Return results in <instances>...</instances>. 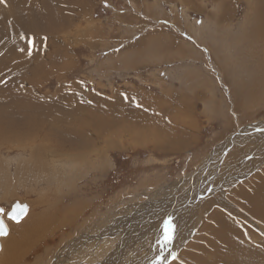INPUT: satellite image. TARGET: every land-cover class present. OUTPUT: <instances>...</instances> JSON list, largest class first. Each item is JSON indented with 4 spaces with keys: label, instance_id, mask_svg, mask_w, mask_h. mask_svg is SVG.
<instances>
[{
    "label": "rangeland",
    "instance_id": "obj_1",
    "mask_svg": "<svg viewBox=\"0 0 264 264\" xmlns=\"http://www.w3.org/2000/svg\"><path fill=\"white\" fill-rule=\"evenodd\" d=\"M19 3L15 11L19 16H27V27L22 23L25 30L16 25L9 0H0V119L6 121L0 127L9 130V117L26 120L25 123L34 121L40 131L44 130L41 134H46L42 142L49 140L51 148L59 142L62 130L57 128H65V135L71 134L79 129L80 123L85 128L81 131V138H90L89 133L92 132L99 135V146L106 144L111 148L114 145V148L109 153L103 152V158L92 159L95 170H91L89 163V167L81 163L79 171L74 174L58 163L59 166L55 165L49 171L36 169L33 174L31 160L27 165L23 163L29 158L28 153L35 143L30 148L29 145L21 147V144L2 140L0 206L5 209L4 218L10 231L9 235L1 238L0 264L5 259V242L15 235L16 229L22 233V228L34 226L38 218L49 220L52 213L47 232L34 238L33 243L18 246L22 257L16 264H187L183 250L189 251L198 244V239L209 238L211 233L205 230L208 218L204 210L191 223L184 225V234L179 230L172 221L173 214L168 212H174L178 197L180 202L184 191L193 183L196 185L200 178V181L205 179L206 186L215 185L213 192L227 195L225 201L230 203L227 206L239 208L230 193L240 181L246 180L247 183L252 175L256 177L264 169V164L248 170L240 168L239 181L234 180L229 187L222 188L224 172L234 168L237 160L258 161L260 155L253 156L252 151L264 150V134L261 137L259 131L257 134H245L261 122L263 125L260 127L264 128V41L261 38L264 37V0H21ZM22 3L29 4L31 15H28V10L27 13L19 12ZM223 10L232 15L222 20ZM67 14L75 17L70 28L64 23L68 19ZM47 48L54 51L56 60L49 61L44 57L42 62L45 63L39 64L36 59L40 53L46 54ZM14 60L16 66L13 67L17 69L13 71L10 62ZM37 65H41L40 68ZM13 92L15 98L11 96ZM62 93L63 103L54 102ZM116 98L126 100V106ZM27 99L33 105L27 101L26 105L24 100ZM135 100L138 102L136 114L145 126L149 119L157 116L161 122L169 123L177 109L186 107L184 112L194 118L186 129H193L195 138L188 132L181 140L175 141L173 149L170 146L178 135L165 147L155 148L151 142L144 145L132 143L134 133L129 128L140 125L129 120L128 111L133 109L131 106ZM143 110H151V113L141 112ZM46 113L50 117L45 116ZM101 117L109 118L112 123L104 121L106 130ZM57 119L65 122V126H52V121ZM181 125L176 127L180 133ZM30 129L37 130L33 126ZM171 130V125L166 127L163 136ZM229 134L231 139H237L235 150L234 142L233 146L231 143L222 146ZM64 137L61 142L72 140L69 136ZM186 137L188 144L185 139L182 141ZM180 143L184 145L180 146ZM66 144L59 148H73L70 142ZM218 147L222 148L224 157H228L225 162L231 161L230 154L235 151L236 161L234 159V164L224 171L211 159ZM55 148L53 146L51 150ZM52 159L47 157L46 162L52 163ZM200 168L202 175L197 177L194 173ZM234 174L231 172L230 175ZM209 186L203 189H208L207 194L212 191H209ZM47 197V204L40 201L36 205L32 203ZM15 201L29 204L28 213L19 222L6 217ZM189 207L194 206L183 205L184 209ZM213 208L212 213L223 215L220 202ZM161 211L163 215L151 222L152 216ZM169 225L173 238L166 242L164 237ZM260 225L264 230V225ZM127 242H134L132 248L126 245ZM131 251L137 253L136 258L142 259L137 260L133 256L126 261ZM142 252H146L145 256Z\"/></svg>",
    "mask_w": 264,
    "mask_h": 264
},
{
    "label": "bare ground",
    "instance_id": "obj_2",
    "mask_svg": "<svg viewBox=\"0 0 264 264\" xmlns=\"http://www.w3.org/2000/svg\"><path fill=\"white\" fill-rule=\"evenodd\" d=\"M23 1V0H22ZM54 1V0H53ZM21 2V0H9L10 5L13 6L12 9V16H15V23L18 27H23L22 23L25 24L27 16H19V14L17 13L18 11H15L17 8L18 3ZM28 2V1H27ZM47 2V1H46ZM20 4V3H19ZM23 4V3H22ZM45 7V6H44ZM47 8V7H45ZM22 10H20L19 12L23 13H27L28 10V15H31V11L29 8V4H23L22 5ZM59 9V8H58ZM77 11V10H76ZM53 13V12H52ZM70 13V12H68ZM10 14V13H9ZM72 14V13H71ZM22 15V14H20ZM68 15V14H67ZM232 13H229L228 11H224L223 10V14L220 16L222 18V20L224 19V17H228L231 16ZM50 16V15H49ZM70 15L67 16V20H65V27H71L73 25V20L75 17H69ZM29 17V16H28ZM28 20V19H27ZM30 20V19H29ZM76 20V19H75ZM228 20V19H227ZM30 23V22H29ZM221 23V22H220ZM8 25V24H7ZM223 25V24H222ZM218 26V25H216ZM27 27V25L25 24V28ZM53 27V26H52ZM1 28V26H0ZM62 28V27H61ZM19 29V28H18ZM24 29V27H23ZM217 29V28H216ZM215 29V30H216ZM218 29L220 30V27H218ZM9 30V28H8ZM25 30V29H24ZM36 30V29H35ZM51 30H55V29H51ZM76 30V29H75ZM2 32V31H1ZM6 32V31H5ZM8 32V31H7ZM17 32V31H16ZM9 33V32H8ZM7 34V33H6ZM14 34V31H13ZM16 34V33H15ZM24 35V34H23ZM8 37V35H7ZM24 37V36H23ZM10 38V37H8ZM14 38V35H13ZM262 40L264 41V37L261 36ZM17 39V38H16ZM14 40V39H13ZM23 40V39H22ZM21 40V41H22ZM261 40V39H260ZM261 42V41H260ZM37 43V42H36ZM19 44V43H18ZM29 44V43H28ZM35 44V43H34ZM37 45V44H36ZM41 45V44H40ZM21 46V45H19ZM16 47V45H15ZM45 48V47H44ZM48 49V48H47ZM15 52V51H14ZM35 52V51H34ZM17 53V52H16ZM19 53V52H18ZM12 54V53H10ZM38 53H36L37 55ZM9 55V54H8ZM40 55L42 57H40ZM40 55H38L39 57H37V62L40 64V62L44 61L43 58L46 57L47 60L49 61H54L56 60V55L54 53L53 50L48 49L43 53H40ZM19 56V55H18ZM60 57V56H59ZM66 57V56H65ZM64 57V58H65ZM11 58V57H10ZM9 58V59H10ZM3 59L5 60V58L3 57ZM2 60V59H0ZM13 60V59H12ZM8 61V60H7ZM65 61V60H64ZM18 62V60H17ZM34 62V61H33ZM47 62V61H46ZM63 62V61H62ZM9 63V62H8ZM45 63V62H42ZM48 63V62H47ZM50 63V62H49ZM10 64L12 65V69L14 71V69H17V67H13L16 66L15 64V60L10 62ZM51 64V63H50ZM49 64V65H50ZM54 64V63H53ZM60 64V62H59ZM72 64V63H71ZM1 65V64H0ZM9 65V64H8ZM64 65V63H63ZM4 66V65H3ZM39 65H37L38 67ZM41 66V65H40ZM39 66V68H40ZM48 66V65H46ZM66 66H70V64H66ZM36 67V68H37ZM45 67V66H44ZM9 68V67H8ZM10 68V69H11ZM43 68V67H42ZM58 67H56L57 69ZM1 69V68H0ZM3 69V68H2ZM9 69V71H11ZM19 69V67H18ZM45 69V68H44ZM65 69V68H64ZM5 70H8L7 68ZM17 72V70H15ZM33 71V70H32ZM43 71V70H42ZM241 71V69H240ZM2 73V71H0ZM4 72V71H3ZM35 72V71H34ZM33 72V73H34ZM44 73V72H43ZM35 74V73H34ZM262 74V73H261ZM49 75V74H48ZM2 76V75H1ZM22 76V75H21ZM46 77V76H45ZM12 78V77H11ZM40 78V77H38ZM15 79V78H13ZM34 79V78H33ZM36 79V78H35ZM36 81V80H34ZM39 81V80H38ZM4 83V82H3ZM71 83V82H69ZM2 84V82H1ZM11 84V83H10ZM13 84V83H12ZM40 84V83H39ZM4 85V84H2ZM6 85V83H5ZM36 85V84H35ZM63 85V84H62ZM65 86V85H64ZM81 86V85H80ZM90 86V85H89ZM8 87V86H7ZM77 87V86H75ZM1 88H4L3 86ZM31 88V87H30ZM82 88V87H81ZM65 89V88H64ZM7 90V89H6ZM5 90V91H6ZM9 90H11L9 88ZM30 90V89H28ZM82 90V89H81ZM86 90V89H85ZM4 91V90H3ZM8 91V90H7ZM17 91V89H16ZM25 91V90H24ZM32 91V90H30ZM67 91V90H66ZM83 91V90H82ZM27 92V90L25 91ZM29 92V91H28ZM49 92V91H47ZM72 92V91H71ZM116 92V91H115ZM118 92V91H117ZM143 93L145 92L144 90L142 91ZM6 93V92H5ZM37 93V92H36ZM35 93V94H36ZM39 93V92H38ZM37 93V94H38ZM45 93V92H44ZM68 93V92H67ZM66 93V94H67ZM123 93V92H122ZM120 93V95L122 94ZM142 93V97H144V94ZM29 94V93H28ZM47 95V93H45ZM65 94V95H66ZM98 94V93H97ZM118 94V93H117ZM127 94V93H126ZM255 94V93H253ZM2 95V93H1ZM43 95V93H42ZM71 95V94H70ZM101 95V94H100ZM114 95V94H113ZM7 96V95H6ZM12 98H15V92H13L11 94ZM30 96V94H29ZM49 96V95H48ZM74 96V95H73ZM78 96V95H77ZM114 96H117L116 94ZM123 96V95H122ZM126 96V95H124ZM129 96V95H128ZM8 97V96H7ZM35 97V96H34ZM59 98V100H54V102H57L59 104H62L63 102V93L61 95L57 96ZM79 97V96H78ZM139 97V96H138ZM11 98V100H12ZM31 98V97H30ZM67 98V97H66ZM69 98V97H68ZM74 98V97H73ZM80 98V97H79ZM115 98V97H114ZM121 98V96L119 97ZM6 99V97H5ZM26 99V98H25ZM33 99V97H32ZM35 99V98H34ZM44 99V97H43ZM104 99V98H102ZM124 99V98H123ZM10 100V98H9ZM75 100V99H74ZM78 100V99H77ZM82 100V99H81ZM80 100V101H81ZM100 100V99H99ZM106 100V98H105ZM104 100V101H105ZM114 100V99H113ZM116 100H118L116 98ZM25 104L27 105L26 101L28 102L29 100H24ZM42 101V100H41ZM119 103H122L123 106H126V100H118ZM17 102V101H16ZM15 102V103H16ZM37 102V101H35ZM44 102V101H42ZM47 102V101H46ZM45 102V103H46ZM95 102V101H94ZM11 103V102H10ZM30 103V102H28ZM73 103V102H72ZM103 103V101L101 102ZM162 104H165L163 102H161ZM33 105V102L30 103ZM56 104V103H55ZM96 104V103H95ZM118 104V103H117ZM116 104V105H117ZM13 105V102L12 104ZM25 105V106H26ZM45 105V104H44ZM70 105V104H69ZM69 105L65 106V108H68ZM98 105V104H97ZM119 105V104H118ZM138 105V102L135 100L134 101V105H132L131 107L133 108L131 111L129 110L128 113L130 114V118L129 120H131L132 122L137 121L140 125L139 126H130L129 130L131 132L134 133V135L132 136V143H136L139 145H144L147 142H151L152 146L155 148L158 147H165V145H169L168 142H170L171 139H175L172 141V145L170 147H172V149L174 148V146H176L175 141L176 140H181L182 136H186L189 132V135L192 136V138H195L194 136V132L193 129H186L189 128V125H192V119L193 116H189L188 114H186L183 110V108L181 109H177V114L173 115V118L169 121V123L167 122H161V120L159 119L160 116L157 117H153L151 119H149L147 121L146 126L143 124L142 120L139 119V117L137 116V110L135 109V107ZM5 106V104H4ZM8 106V105H7ZM6 106V107H7ZM22 106V105H21ZM24 106V104H23ZM25 106L23 108H25ZM15 107V106H14ZM13 107V108H14ZM31 107V106H30ZM35 107V106H34ZM48 107V106H47ZM60 107V105H59ZM77 107V106H76ZM22 108V109H23ZM28 108V107H26ZM38 108V107H37ZM50 108V107H49ZM53 108V107H52ZM112 108V107H111ZM8 109V108H7ZM18 109V108H17ZM20 109V108H19ZM33 109V106H32ZM48 109V108H46ZM11 110V108H10ZM38 110V109H37ZM87 110V109H86ZM108 110V109H107ZM242 110V109H241ZM27 111V110H26ZM29 111V110H28ZM40 111V110H39ZM47 111V110H46ZM44 111V112H46ZM89 111V109H88ZM151 110L149 111H141V112H146L149 113ZM188 111V110H187ZM18 112V111H17ZM30 112V111H29ZM36 112V111H35ZM34 112V113H35ZM42 112V113H44ZM48 112V111H47ZM92 112V111H91ZM112 112V111H111ZM1 113V112H0ZM3 113V112H2ZM6 113V112H5ZM22 113V112H20ZM26 113V112H25ZM76 113V112H75ZM151 113V112H150ZM188 113V112H187ZM51 114V113H50ZM1 115V114H0ZM7 115V114H6ZM12 115V114H11ZM10 115V116H11ZM18 115L19 112H18ZM26 115V114H24ZM33 114H31L32 116ZM186 115L188 116L186 122H185V117ZM29 116V115H28ZM30 116V117H31ZM40 116V115H39ZM47 116V113L46 115ZM15 117V116H14ZM50 117V116H47ZM95 117V116H93ZM23 118V117H22ZM36 118V117H35ZM46 118V117H45ZM54 118V117H53ZM97 119H100V117H95ZM94 118V119H95ZM21 120V118H19ZM33 119V118H32ZM41 119V118H40ZM81 119V118H80ZM127 119V118H126ZM31 120V119H30ZM47 120V119H45ZM84 120V119H82ZM107 120L110 122L109 118H105V117H101V125L104 126V121ZM166 120V119H165ZM175 120H178V124H182V132L180 133V129L176 128L178 126V124L176 123ZM26 121V120H25ZM25 121H18L13 117H9V125L11 126L9 128V130H6L2 127H0V144L3 143L2 140L7 141V143H17V144H21V147H26L27 145H31L32 143H35L34 146L32 145V150L28 153L29 158H27L26 160H24L25 165L28 164V162L31 160L33 166L31 168V170L34 172L36 171V169H38L39 171L41 170H50L52 169V167H54L55 165L59 166L61 163L62 167H65V169L69 170V173L71 171L75 173H77L81 167V163L86 164L87 166L90 164V168L91 170H95L96 167L93 166V164L91 163L92 159L95 158L98 160L99 157H102V153L103 152H110L112 150L111 148H108L106 144L99 146L100 143V138L99 135L95 136L92 132L89 133L90 138H81L83 133L81 131H84L85 128L79 123L78 125H80L79 129L75 130V132L71 133V134H66L63 133L65 128H57V129H61V135H59V142L58 144H54L53 146H55V150H51L52 147L50 148L51 144L47 141V142H42L44 137L46 136V134H41V132H43L44 130L42 129L40 131L39 127H38V123L34 122V121H28L25 123ZM36 121V120H35ZM51 122V121H48ZM53 125H63V127L65 126V122H63L61 119H57V120H53ZM100 122V121H97ZM107 122V123H108ZM120 122V121H119ZM128 122V120H127ZM6 124L5 119H0V124ZM78 123V122H77ZM76 123V124H77ZM47 124V123H46ZM51 124V123H50ZM112 124V123H111ZM106 125V124H105ZM119 125V124H118ZM127 125V124H126ZM169 125H171L172 130L170 132H166L165 136H163V131L165 130L166 127H168ZM257 126L254 127V130H251L249 132H246L245 134H250L252 132H255V134H257V131H259L258 133L260 134V137L262 134H264V128H261L260 125H263V123L261 122V124H256ZM35 127L37 128V130H31V127ZM67 126V125H66ZM112 126V125H111ZM110 126V127H111ZM121 126V125H120ZM125 126V125H124ZM42 127V126H41ZM45 127V126H44ZM77 127V126H76ZM99 127V126H98ZM97 127V128H98ZM106 126H104L105 129ZM8 128V127H7ZM55 128V127H54ZM103 128V127H102ZM109 128V127H108ZM124 128V127H123ZM257 128L262 129V130H256ZM87 129V128H86ZM101 129V126H100ZM99 129V130H100ZM110 129V128H109ZM115 129V128H114ZM231 129V128H230ZM233 129V127H232ZM69 129H66L65 131H67ZM103 130V129H102ZM106 130V129H105ZM118 130V129H117ZM120 130V129H119ZM118 130V131H119ZM126 130V129H125ZM49 131V130H48ZM71 131V130H70ZM101 131V130H100ZM111 131V130H110ZM230 131V130H229ZM55 132V131H54ZM60 132V131H59ZM102 132V131H101ZM113 131H111L112 133ZM226 132V131H224ZM262 132V133H261ZM58 133V131H57ZM69 133V132H68ZM107 133V132H106ZM114 133V132H113ZM116 133V132H115ZM172 133V134H171ZM227 133V132H226ZM122 134V131H121ZM120 134V135H121ZM243 134V135H245ZM47 135H50V133H47ZM108 135V134H107ZM127 135V134H126ZM178 135V136H177ZM222 135V134H221ZM230 135V134H229ZM64 136L70 138L72 140H67L66 142H70V146H72L73 148L69 149H65L62 150V148L60 149L59 146L60 145H67L66 142H61L63 138H65ZM118 136V132L117 135ZM115 136V137H116ZM170 136V137H169ZM254 136V135H253ZM256 136V135H255ZM52 137V136H51ZM109 137V136H108ZM114 137V136H113ZM167 137L169 138V140L167 141ZM53 138V137H52ZM239 138V136L237 137ZM243 138V137H241ZM239 138V139H241ZM245 138V137H244ZM248 138V137H247ZM67 139V138H66ZM119 139V138H118ZM123 139V138H122ZM184 139L187 141V144L189 143V139L183 138L182 141H184ZM249 139V138H248ZM255 139V138H254ZM109 140V139H106ZM166 140V141H165ZM251 140V139H250ZM118 141V140H117ZM124 141V140H123ZM242 141V140H240ZM252 141V140H251ZM251 141L248 140H243L242 143L246 142V143H251ZM262 141V138H261ZM260 141V142H261ZM42 142V143H40ZM180 142V141H179ZM233 142L235 143V145L233 146ZM55 143V142H54ZM57 143V142H56ZM109 143V142H108ZM111 143V142H110ZM109 143V144H110ZM231 143V145L233 146L234 150L237 144V139L232 138L231 139V135L230 137L227 139L226 143L223 144L222 146L225 145H229ZM16 144V145H17ZM69 144V143H68ZM118 144V143H117ZM186 144V145H187ZM240 144V143H239ZM12 145V144H11ZM122 145V143H121ZM180 146H183L184 143H180ZM259 145V144H258ZM19 146V145H18ZM117 146V145H116ZM220 146V147H222ZM2 147V146H0ZM249 147H251V144H249ZM10 148V147H9ZM31 148V146H30ZM68 148V147H66ZM114 148V147H113ZM116 148V147H115ZM27 149V148H25ZM29 149V147H28ZM76 149V151H74ZM24 150V149H23ZM70 151V152H69ZM22 152V151H21ZM24 152V151H23ZM250 152V151H249ZM253 156H258L260 155V159L257 161L256 159H251L249 161V163H247L248 161L245 162V160H243L242 158L240 159V161H236L235 159V151L233 154H230V158L231 161L228 160V162H225V158L228 157H224V152L222 153V148H217L215 153L211 156V159L213 160L214 163H216V165H221V171L227 170L228 167L231 164H234L233 160L235 159V164H234V168H232L230 171L228 172H224L223 175V182L222 188L230 185L231 182H233L234 180H238L239 181V177H237V175L239 174L238 171L241 170H248L250 168H257L258 166L264 164V150L257 152V151H252ZM105 155V154H104ZM107 155H105L104 157H106ZM110 156V155H109ZM108 156V157H109ZM28 157V156H27ZM47 157H51L53 158L52 163L46 162V158ZM199 157V156H197ZM18 158V157H17ZM20 158V157H19ZM220 158V159H219ZM94 161V160H93ZM106 162V160H104ZM243 161V162H242ZM263 161V162H262ZM103 162V165H105L106 163ZM89 163V164H88ZM22 164V165H23ZM200 165V162L199 164ZM207 163L204 164V166H206ZM19 167V166H18ZM23 167V166H22ZM28 167V166H27ZM56 167V166H55ZM89 167V166H88ZM20 168V167H19ZM24 168V167H23ZM241 168V170H240ZM25 169V168H24ZM34 169V170H33ZM86 169V168H85ZM17 170V169H16ZM48 170V171H49ZM63 170V169H62ZM84 170V169H83ZM89 170V169H88ZM202 170V168H200L198 171H196L194 174L198 177H200L202 174L200 173V171ZM30 171V170H29ZM47 171V172H48ZM53 171V170H52ZM57 171L59 172V170L57 169ZM61 171V170H60ZM82 171V170H80ZM85 171V170H84ZM84 171H82L81 173L84 175ZM90 171V170H89ZM102 171L104 172V169H102ZM220 171V172H221ZM262 172H259L257 174L256 177H254V175H252L249 179L248 182L245 183L246 180L240 181L237 185V187L230 193L231 194V198L232 200H235L240 207L239 208H235L233 206H227V204L229 205L230 203L225 201L227 200V195H222L220 196V192H213L215 191V185L214 187L209 184L206 186L205 183V179H203L202 181L199 180L197 181L196 185L193 183L191 187H188L186 189V192L184 190L183 196L184 198H181V201L178 202L180 200H176V207L174 212L173 211H169V214H173V223L175 225L178 226L179 230H181V232L184 234V231L186 228L183 229L184 225L186 223H191L194 219L197 218L198 215H201L203 210H204V214H210L209 215L205 214V216H207L208 221H206V225H205V230L208 232L210 231L211 236L209 238H204V239H198L197 241L198 244H196L195 246H193L189 251H184L183 250V257L186 258L187 260V264H264V230L262 228V226L260 225L263 224L264 225V169L261 170ZM25 172V171H24ZM56 172V171H55ZM86 172H88L86 170ZM231 172H235L234 176H231ZM243 172V171H242ZM245 172V171H244ZM39 173V172H38ZM50 173V172H49ZM241 173V172H240ZM42 174V173H41ZM40 174V175H41ZM52 174V173H51ZM54 175H57L55 173H53ZM52 174V175H53ZM62 174V173H61ZM68 174V173H67ZM31 175V174H30ZM48 175V174H47ZM63 175V174H62ZM61 175V176H62ZM65 175V174H64ZM69 175V174H68ZM80 175V172L78 174V176ZM46 176V175H45ZM58 176V175H57ZM60 176V177H61ZM50 177V176H49ZM55 177V176H54ZM72 177V176H71ZM24 178V177H23ZM35 178V177H33ZM63 178V177H62ZM69 178V177H68ZM25 180H27L26 178H24ZM30 179V178H29ZM60 179V178H59ZM81 179V177H80ZM69 180V179H68ZM31 181V180H30ZM65 181V180H64ZM209 186V191H211L210 194H207V190H204ZM172 186H170L169 188H171ZM213 187V189H212ZM229 187V186H228ZM227 188V187H226ZM232 189V188H231ZM224 190V189H223ZM222 190V191H223ZM226 190V189H225ZM203 191V192H202ZM158 192V191H157ZM227 192V190H226ZM159 193V192H158ZM161 193V192H160ZM204 193V194H203ZM223 193V192H222ZM203 194V195H201ZM149 195V194H148ZM205 195H208L205 197ZM164 196V195H163ZM241 196V197H240ZM71 197V196H70ZM218 197V198H217ZM41 197H39L40 199ZM36 199L34 201H32L33 205H36V203H39V201L41 203H46V200L48 201L49 198L47 197L44 200H39ZM69 199V198H68ZM74 199V198H73ZM195 201V202H194ZM218 202H220V204L223 206V215L221 216L220 214L217 215L215 213H212L215 209L213 208L215 206V204H217ZM223 202V203H222ZM187 203L188 205H192L194 207H189L184 209L183 205ZM47 204V203H46ZM150 204V203H149ZM152 204V203H151ZM79 205H77L78 207ZM180 206V207H179ZM49 209V206L47 207ZM168 208V207H167ZM44 209V208H43ZM66 209V208H65ZM65 211V210H64ZM63 211V212H64ZM77 211V210H76ZM190 211L186 217H182V215L185 212ZM42 212V211H41ZM56 212H58V210H56ZM155 212V211H153ZM40 213V212H39ZM48 213V212H47ZM41 214V213H40ZM45 214V212H44ZM43 214V216H45ZM149 214V213H148ZM50 215V221H51V216ZM58 215V214H57ZM159 215H163V211L159 212L158 214H156L155 216L151 215L153 217V219H150L151 222H155L156 220H158L160 217ZM42 216V217H43ZM147 216V213H146ZM7 217V216H6ZM49 217V216H47ZM76 217V216H75ZM139 216H137L138 219ZM169 217V216H168ZM53 218H55L53 216ZM64 218V217H63ZM67 218V217H66ZM44 219V220H43ZM38 218L37 221L34 223V226L31 225V227H27L26 228H22L23 232L20 233L21 230L16 229L15 235H13L12 237H10L6 242H5V251L3 252L5 255V259L4 261L1 262V264H16L18 263L17 260L19 258L22 257V254L20 253V250L18 249L19 245H25L30 243H33L34 238H38L39 236H41L47 229V225H51L48 224L49 220H47L46 218ZM30 220V219H29ZM61 220V218H60ZM66 220V219H64ZM34 221V220H33ZM59 221V220H58ZM171 221V222H172ZM260 223H259V222ZM56 222V221H55ZM62 222V221H61ZM60 223V222H59ZM65 223V221H64ZM160 223V222H159ZM27 224V223H26ZM152 223H150L149 225H151ZM25 224H22V226ZM148 225V226H149ZM155 225V224H154ZM147 226V227H148ZM207 226V227H206ZM210 226V227H209ZM21 227V226H20ZM150 227V226H149ZM160 228V227H159ZM57 229V228H56ZM162 229V228H161ZM25 230V231H24ZM147 231V230H146ZM47 232V231H46ZM20 233V234H19ZM155 233V232H154ZM152 234V233H151ZM150 234V235H151ZM9 235V234H8ZM148 232H147V236H148ZM151 235L150 239H152ZM60 237V236H59ZM155 237V236H154ZM180 239H182L181 241H183V235L180 234ZM5 239V238H4ZM142 239V238H141ZM153 240V239H152ZM35 241V240H34ZM126 241V240H125ZM38 242V240H37ZM137 243V242H136ZM139 243V242H138ZM137 243V244H138ZM134 242H130V244L127 242V246L130 245V247L132 248ZM30 245V244H29ZM90 245V244H89ZM150 245V244H149ZM152 245V242H151ZM87 246V245H86ZM137 247V245H135ZM142 246V244H141ZM125 247V246H124ZM149 247V246H148ZM144 249L146 247H143ZM151 248V247H150ZM77 249V248H76ZM137 249V248H136ZM148 249V248H147ZM2 250V249H1ZM140 250V249H138ZM149 250V249H148ZM7 251V252H6ZM73 251V250H72ZM77 251V250H76ZM76 251H75V255H76ZM122 251V250H121ZM143 251V250H140ZM74 252V251H73ZM128 252H129V248H128ZM143 253V252H142ZM146 253V252H144ZM144 253L142 254L143 256ZM128 254V253H127ZM130 256H127L125 258L126 261H128L131 257H135L137 256L136 252L131 251ZM182 254V253H181ZM3 257V256H2ZM75 257V256H74ZM113 257L110 256L108 258V261L111 260V258ZM63 258V257H62ZM61 258V259H62ZM116 258V257H115ZM114 258V259H115ZM145 258V257H144ZM153 258V257H152ZM151 258V259H152ZM68 259V258H67ZM122 259V257H121ZM120 259V260H121ZM135 259L140 260L142 259V257H135ZM118 260V259H117ZM174 261V260H173ZM172 261V262H173ZM179 262V261H178ZM135 263V262H133ZM174 263V262H173ZM180 263V262H179ZM176 264V263H175ZM178 264V263H177ZM183 264V263H180Z\"/></svg>",
    "mask_w": 264,
    "mask_h": 264
},
{
    "label": "water",
    "instance_id": "obj_3",
    "mask_svg": "<svg viewBox=\"0 0 264 264\" xmlns=\"http://www.w3.org/2000/svg\"><path fill=\"white\" fill-rule=\"evenodd\" d=\"M17 205H19L20 207L18 208ZM28 211H29V204H27L26 202L15 201L12 204L11 208L7 211V217L12 219L13 213H17V214H19V219L18 220L12 219V220L15 222H19L26 216ZM4 212H5V209L2 206H0V221H2L7 226V234L6 235H0V251L2 248L1 238L7 236L9 231H10V227L4 218Z\"/></svg>",
    "mask_w": 264,
    "mask_h": 264
},
{
    "label": "snow or ice",
    "instance_id": "obj_4",
    "mask_svg": "<svg viewBox=\"0 0 264 264\" xmlns=\"http://www.w3.org/2000/svg\"><path fill=\"white\" fill-rule=\"evenodd\" d=\"M17 207L19 208L20 206L17 205ZM12 219L14 220H18L19 219V214L17 213H13L12 215ZM166 233H165V241L166 242H170L173 238V235H172V231H171V226H166ZM7 234V226L2 222L0 221V235H6Z\"/></svg>",
    "mask_w": 264,
    "mask_h": 264
},
{
    "label": "crops",
    "instance_id": "obj_5",
    "mask_svg": "<svg viewBox=\"0 0 264 264\" xmlns=\"http://www.w3.org/2000/svg\"><path fill=\"white\" fill-rule=\"evenodd\" d=\"M180 40V39H179ZM181 42V41H180Z\"/></svg>",
    "mask_w": 264,
    "mask_h": 264
}]
</instances>
